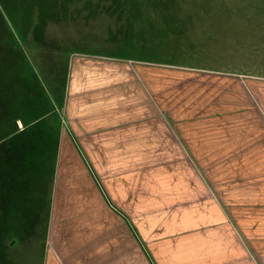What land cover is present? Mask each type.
Segmentation results:
<instances>
[{
	"label": "rangeland",
	"instance_id": "obj_1",
	"mask_svg": "<svg viewBox=\"0 0 264 264\" xmlns=\"http://www.w3.org/2000/svg\"><path fill=\"white\" fill-rule=\"evenodd\" d=\"M77 54L158 63L161 72L168 73L167 78L176 77L172 71L179 70L174 67H185L190 71L208 70L205 71L208 77L237 75L239 79L255 80V93L248 91L247 86L240 90L223 87L218 94L224 98L219 100L221 106L216 113L246 107L247 101L237 102L234 98L238 92L240 96L253 98L256 111H264L261 96L264 90V0H0V134L8 131V121L15 125V114L23 112L31 101L38 103L36 113L48 112L56 117L68 79L69 63ZM172 86L167 91L176 92L177 85ZM209 90L208 87L207 92ZM230 93L232 96L228 95ZM178 100L174 99V104ZM52 137V134L47 135V138ZM36 142L33 136V145ZM48 147L50 155V144ZM228 153L232 152H221L225 155L221 162L227 165L196 168L213 195L192 200V205H197L198 209L207 204L208 212L203 216H193L195 213L187 208V203L184 205V199H175L173 191L169 194L163 189L167 186L161 167L153 166L163 161V156L152 154L144 158V163L155 170L145 175L151 182H145V197L138 209L140 213L145 212L144 221L139 214H135L138 219L126 214L106 191L105 203L113 215L101 216L110 224L123 226L122 221L115 220L122 219L129 230L135 232L133 237L139 251L143 252L144 264H169L168 254L162 247L173 243H176L178 264H204L206 257L217 254L224 257L221 254L225 252L217 249L221 248L217 240L219 235L226 236V225L242 243L248 262L264 264V253L260 255L259 250L264 252V226L252 230L253 237L248 236L246 225L244 230L240 228L242 220L246 223L249 205L264 202V183L257 182L264 170L248 165L247 161L236 164ZM32 155L33 163L37 155L34 152ZM49 155L44 159L46 164L51 162ZM12 170V167L1 168L0 264H43L51 215L50 194L43 193L38 209L30 213L28 208L34 207L33 199L19 198L20 195L8 189L19 177L10 174ZM48 180L50 182V172ZM232 187L238 193L231 195ZM209 206L214 207L213 211ZM235 206L239 207V212ZM255 212L256 216L264 214V210ZM101 220L97 215V227L102 225ZM128 222L133 224V231ZM207 224H212V228H201ZM104 228L96 234L105 238L108 232ZM206 234L217 235L211 249L206 239L199 238L200 235L207 237Z\"/></svg>",
	"mask_w": 264,
	"mask_h": 264
},
{
	"label": "crops",
	"instance_id": "obj_2",
	"mask_svg": "<svg viewBox=\"0 0 264 264\" xmlns=\"http://www.w3.org/2000/svg\"><path fill=\"white\" fill-rule=\"evenodd\" d=\"M164 67L167 66H161ZM177 68L174 67L179 72H172L178 78H167L168 73L161 72L158 63L77 54L69 63L55 118L48 112L36 113L38 103L31 101L23 112L15 114V125L7 122L8 131L0 134V178L2 167L13 168L10 174L19 177L8 189L19 198L33 199L30 213L38 209L43 193L50 194L51 215L43 264H144L143 252L139 251L129 226L122 219L115 220L122 221L123 226L110 224L101 215H113L105 203L106 191L126 214L133 219L139 214L144 221L145 212L138 209L145 197V182H151L147 176L153 170L144 163L148 154L163 156V161L153 165L161 167L167 186L163 189L169 194L173 191L175 199H184V205H189L187 208L193 210L195 217L203 216L208 209L207 204L195 208L192 200L213 196L197 166L222 167L227 164L221 162L225 159L221 152H232L228 156L236 164L247 161L248 165L264 170V111H256L253 98L238 92L234 98L237 102L247 101L246 107L216 113L221 106L219 100L224 98L218 94L223 87L240 90L247 86L248 91L255 93V80L239 79L237 75L208 77L205 69ZM173 84L178 90L167 91ZM261 96L264 108V90ZM176 98L179 100L174 104ZM48 134L53 137L47 138ZM33 136L37 140L35 145ZM33 152L37 161L32 163ZM48 155L50 164L44 161ZM257 182L264 183V173ZM234 192L238 193L232 187L231 195ZM249 206L246 223L242 220L240 228L244 230L246 225L248 236H252V230L264 226V214L256 216L255 212L264 210V202ZM209 207L213 211L214 207ZM235 209L239 212L238 206ZM97 215L102 219L98 227ZM103 227L108 232L105 238L96 234ZM201 228H212V224ZM225 231L226 236L219 235L217 240L221 246L217 249L225 252L221 254L224 257H206L204 264H255L248 262L242 243L228 225ZM206 235L199 238L206 239L211 249L217 235ZM162 248L168 254L169 264H178L176 243ZM259 250L262 255L264 252Z\"/></svg>",
	"mask_w": 264,
	"mask_h": 264
},
{
	"label": "trees",
	"instance_id": "obj_3",
	"mask_svg": "<svg viewBox=\"0 0 264 264\" xmlns=\"http://www.w3.org/2000/svg\"><path fill=\"white\" fill-rule=\"evenodd\" d=\"M128 223H129L131 229H132V228L134 229V227H132L133 224H131V222H128ZM133 229H132V231H133ZM133 233H135V232L133 231Z\"/></svg>",
	"mask_w": 264,
	"mask_h": 264
}]
</instances>
